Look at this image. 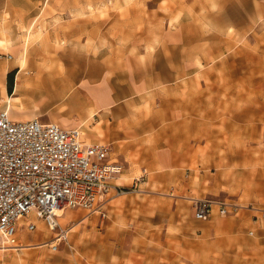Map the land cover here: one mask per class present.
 Returning <instances> with one entry per match:
<instances>
[{
	"label": "rangeland",
	"instance_id": "1",
	"mask_svg": "<svg viewBox=\"0 0 264 264\" xmlns=\"http://www.w3.org/2000/svg\"><path fill=\"white\" fill-rule=\"evenodd\" d=\"M36 11L43 16L21 31L27 45L42 46L32 61L52 63L54 102L43 103L47 94L30 101L34 118L61 112L56 100L98 72L117 84L131 76L158 102L146 103L143 116L147 131L164 139L157 146L187 148L180 169L161 184L148 171L149 184L116 197L105 216L66 209L59 224L68 242L57 251L56 234L40 222L21 233L20 248L0 251V264H264V0H49ZM35 30L51 38L30 36ZM28 52L9 67L27 68ZM19 71L9 73L12 94L0 109L10 105ZM27 72L39 73L20 75ZM197 199L230 213L215 209L198 221Z\"/></svg>",
	"mask_w": 264,
	"mask_h": 264
},
{
	"label": "built area",
	"instance_id": "2",
	"mask_svg": "<svg viewBox=\"0 0 264 264\" xmlns=\"http://www.w3.org/2000/svg\"><path fill=\"white\" fill-rule=\"evenodd\" d=\"M111 154V145L87 143L80 129L64 130L39 118L12 121L8 110H0V251L20 248L21 233L36 231L40 222L56 234L50 247L57 251L69 234L58 212L81 209L105 216L111 197L140 190L147 172L131 188L115 184L125 167ZM215 209L221 216L230 213L227 204L197 199L194 218L208 220Z\"/></svg>",
	"mask_w": 264,
	"mask_h": 264
},
{
	"label": "crops",
	"instance_id": "3",
	"mask_svg": "<svg viewBox=\"0 0 264 264\" xmlns=\"http://www.w3.org/2000/svg\"><path fill=\"white\" fill-rule=\"evenodd\" d=\"M48 4L49 0H0V55L12 56L11 59L0 58V101H4L2 98L5 94H7L8 99L9 94H12L8 90L9 73L15 69L20 70L15 81L11 101L8 100L10 105L7 106L9 116L14 112L20 114L19 117L13 116L14 121H29L38 117L30 101H36L39 96L47 94L43 102L45 104L54 102L52 98L51 100L47 98L51 92L50 85L53 83L52 72L54 68L52 63L32 61V55H36L37 49H41L42 46L37 47V42L27 45L24 40L26 36L21 31L22 25L31 22V20L36 21L43 16L37 15L36 9ZM40 34L47 36V39L51 38V35L44 30H35L30 33V36L34 35L35 38H38ZM24 51L25 54L26 51H29L27 53L29 54L27 68L22 66L10 68L9 62L13 61L14 57L24 54ZM50 65L51 69H47L46 66ZM27 69L39 73L32 76V73L27 72L26 76L25 74L21 76V71ZM58 69L61 71L62 68L59 67ZM128 77L133 78V80L129 78V81L117 84L113 82V76L110 77L106 72H98L97 79L86 78L82 80L71 91L63 94L61 99L59 98L60 100H56L61 112H52L47 114L43 118L44 120L42 118L40 120L42 123H55L64 130L82 129L87 126L89 129H86V132H81L83 137L84 135L87 138L89 136L91 141L89 144L98 143L105 138L108 141L107 144L112 145L111 160L127 165L123 175L118 181H115V184L126 186V179L130 177L133 183L135 178L141 176H133L138 169H141V174L144 170L147 172L146 180L140 185V188L149 184L148 171L153 175L150 182L154 183L153 181L157 180L161 184V178L176 169H180L182 162H185L180 152L187 147L176 146L175 144L157 146L158 139H162L160 140L162 142L164 139L159 138L158 134L153 135L147 131L143 116L147 114L144 109L146 103L152 106L158 102L154 99L144 98L146 95L144 93L147 92L144 82H137L135 77ZM123 85L128 87V92L124 93ZM25 99L29 100L26 101ZM53 106L58 105L51 104L52 109ZM156 114L158 113L156 112ZM99 129L105 133L102 135L105 136L104 138L94 136L93 131ZM191 150H195V148ZM115 199V197H111L107 205Z\"/></svg>",
	"mask_w": 264,
	"mask_h": 264
},
{
	"label": "trees",
	"instance_id": "4",
	"mask_svg": "<svg viewBox=\"0 0 264 264\" xmlns=\"http://www.w3.org/2000/svg\"><path fill=\"white\" fill-rule=\"evenodd\" d=\"M12 74H9L8 76V86H9V92L11 93L12 92V88H13V78H12Z\"/></svg>",
	"mask_w": 264,
	"mask_h": 264
},
{
	"label": "bare ground",
	"instance_id": "5",
	"mask_svg": "<svg viewBox=\"0 0 264 264\" xmlns=\"http://www.w3.org/2000/svg\"><path fill=\"white\" fill-rule=\"evenodd\" d=\"M8 112H9V111H8ZM9 114H10V113H9ZM64 212H65V210H64V211H60V212H58V215H59L60 218L65 216V213H64ZM60 218H59V219H60ZM20 242H21V241H20ZM20 246H21V245H20ZM20 246H19V247H20Z\"/></svg>",
	"mask_w": 264,
	"mask_h": 264
}]
</instances>
